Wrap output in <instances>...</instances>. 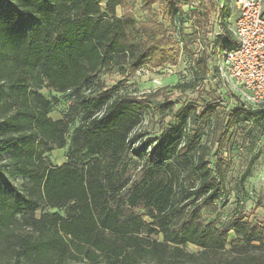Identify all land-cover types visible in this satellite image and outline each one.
I'll return each mask as SVG.
<instances>
[{
  "label": "trees",
  "instance_id": "obj_1",
  "mask_svg": "<svg viewBox=\"0 0 264 264\" xmlns=\"http://www.w3.org/2000/svg\"><path fill=\"white\" fill-rule=\"evenodd\" d=\"M128 1L0 0V157L7 155L0 163V255L8 252L12 264H264L262 222L205 216L227 200L223 163L213 171L198 134L214 106L201 112L197 104L182 106L160 134L144 139L136 129L148 98L98 86L103 70L119 68L130 80L143 68L175 66L189 52L190 67L211 74L214 91L223 93L214 51L189 48L206 33L193 18L205 0H143L147 20L119 16L118 6ZM227 9L222 4L224 27ZM219 42L234 44L228 29L211 46ZM47 79L71 92L61 119L50 116L53 102L40 92ZM53 147H67L62 165L43 156ZM174 160L181 162L177 175ZM185 171L196 176L195 185L181 182ZM11 177L28 184L18 187ZM49 207L57 212L43 211ZM21 224L31 232L19 234ZM231 233L236 239L228 248Z\"/></svg>",
  "mask_w": 264,
  "mask_h": 264
},
{
  "label": "rangeland",
  "instance_id": "obj_2",
  "mask_svg": "<svg viewBox=\"0 0 264 264\" xmlns=\"http://www.w3.org/2000/svg\"><path fill=\"white\" fill-rule=\"evenodd\" d=\"M222 4L228 5V15L223 28L224 31L228 29L231 32L238 17L233 0H205L200 11L201 14H192L206 33L205 35L202 33L201 43L190 44L189 48H192L195 53L209 49L214 51L216 62L221 56V51L217 49L218 44L216 47L211 46V39L215 37L213 31L216 20H222L219 15ZM153 8L161 13L162 6L158 3L153 5ZM117 12L119 16L133 14L138 20L150 18L148 8L143 6V0H129L126 5L118 6ZM206 14L207 21L204 18ZM159 20H161V16H159ZM219 43L223 45L222 42ZM190 54L186 52L182 58H179L175 66L166 65L158 69H140L130 80L126 79L119 68H113L109 72L103 70L98 76L101 83L98 86L101 87L102 84H105L106 90L119 85L120 93L126 92L139 101L148 98L142 113V122L136 129V132L144 134V139L160 134L163 128L173 121L174 113L182 106L197 104L200 112L205 108V105L214 106L215 111L198 128V134L201 141L209 147L208 157L211 160L213 171L215 172L218 163H223L227 200L224 204H219L218 209L208 210L205 216L208 220L217 223L243 216L247 221L258 220L264 224V107L242 104L225 91V93H220V90L215 92L212 75L204 76L201 72L197 74L190 67ZM195 81H197V85L185 91L176 88L178 84H193ZM159 90L160 94L157 97H149ZM40 92L53 102L50 116L53 119L63 118L73 101L69 95L71 92H63V84L49 79L46 80ZM170 102L174 103L173 109L158 108V106ZM43 156L53 165H62L67 161V147H53L51 151L45 150ZM6 159L7 155L5 154L0 157V163ZM128 164L132 168L133 174L136 173L135 160H128ZM171 164L173 169L176 166L174 170L177 175V168L181 162L174 160ZM185 174L187 175L183 178L179 173V179L185 186L197 183L196 176L191 172L185 171ZM11 181L18 187L28 184L27 178L11 177ZM43 211L53 213L57 212V209L49 207L44 208ZM60 211L64 214L63 210ZM40 213L41 210L36 213V216H39ZM145 218L149 222V218ZM17 232L26 234L31 232V227L21 224ZM142 236H149L146 229H143ZM150 236L153 239L161 238L156 234ZM235 239L236 236L231 233L228 248ZM6 248H8L7 245ZM186 249L195 252L200 250L193 246H187ZM5 253V255H0V264H12L13 256L6 251ZM67 264H85V260H71Z\"/></svg>",
  "mask_w": 264,
  "mask_h": 264
},
{
  "label": "built area",
  "instance_id": "obj_3",
  "mask_svg": "<svg viewBox=\"0 0 264 264\" xmlns=\"http://www.w3.org/2000/svg\"><path fill=\"white\" fill-rule=\"evenodd\" d=\"M238 12L231 30L233 45L218 44L221 56L216 65L219 88L236 101L264 107V0H233ZM199 6V1L194 2ZM216 35L224 36L221 20Z\"/></svg>",
  "mask_w": 264,
  "mask_h": 264
}]
</instances>
